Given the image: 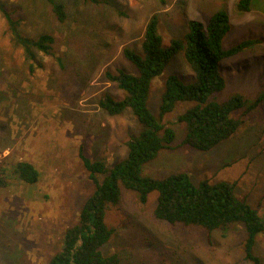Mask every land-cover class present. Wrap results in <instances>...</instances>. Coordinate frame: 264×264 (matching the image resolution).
I'll return each instance as SVG.
<instances>
[{
    "label": "rangeland",
    "instance_id": "obj_1",
    "mask_svg": "<svg viewBox=\"0 0 264 264\" xmlns=\"http://www.w3.org/2000/svg\"><path fill=\"white\" fill-rule=\"evenodd\" d=\"M60 1L68 14L64 24L54 18L46 0H0L19 19L22 34L52 33L53 51L61 58L37 52L43 68L30 75L24 51L11 39L0 13V170L5 180L0 186V264H45L59 249L64 230L76 222L93 190L78 155L80 147L110 167L126 156L125 140L139 126L130 109L110 115L100 106L105 93L117 99L125 94L104 72H134L122 50L140 48L151 15H158L159 32L168 43L186 20L205 23L214 11L225 10L230 27L224 47L246 38L261 42L224 61L226 87L216 98L234 93L254 98L264 89V0H253L248 10L238 9V0H167L164 5L158 0ZM170 73L184 80L191 76L176 56L153 80L147 104L157 117ZM190 105L178 102L163 116L175 131L172 148L147 162L143 173L164 177L186 172L194 182H234L236 195L264 216V101L249 112L236 111L242 120L238 130L210 150L182 144L185 127L177 118ZM17 161H29L38 169L36 183L16 177L12 166ZM155 202V192L142 204L124 191L121 201L107 211L106 222L114 233L101 251L118 253L121 264H253L243 255L242 225L209 237L202 228L156 219ZM255 253L264 264L262 237Z\"/></svg>",
    "mask_w": 264,
    "mask_h": 264
},
{
    "label": "trees",
    "instance_id": "obj_2",
    "mask_svg": "<svg viewBox=\"0 0 264 264\" xmlns=\"http://www.w3.org/2000/svg\"><path fill=\"white\" fill-rule=\"evenodd\" d=\"M100 4L104 0H87ZM164 5L167 0H158ZM54 18L64 24L68 18L66 3L46 0ZM253 0H238L240 10H248ZM0 13L5 20L11 39L24 51L28 61L27 72L34 75L43 68L37 52L60 56L54 50L55 37L42 32L29 37L18 30L19 19L0 2ZM159 17L150 16L144 27L140 48L125 47L123 56L132 64L134 72L124 69L105 70L104 77L125 92L121 99L105 93L100 106L110 115H118L130 109L139 130L125 140L126 156L113 166L104 159H91L81 147L79 158L93 190L83 201L75 223L63 233L61 245L45 264H121L118 253L104 254L101 247L107 243L114 229L108 226L106 214L117 205L123 192H131L137 201L146 203L151 192L156 193L153 216L170 224H182L204 229L208 236L231 225L244 228L242 243L244 258L253 264H261L255 253L258 237L264 239V216L245 199L235 193V183L225 180L211 182L202 179L194 182L186 172L154 177L143 173V166L154 159L161 150L172 148L174 129L163 116L171 112L178 102L191 105L178 115L185 127L182 144L198 150H210L232 136L242 120L234 113L249 112L264 101V89L254 98L234 93L225 99L217 95L226 87L223 63L228 58L260 43V38H246L229 47L223 39L230 24L225 10L214 11L205 23L188 19L179 34L166 43L159 32ZM180 56L188 66L189 80L170 73L164 80L160 96L159 116L152 114L148 98L153 80L164 73L167 64ZM16 177L29 184L39 179L38 169L29 161H17L12 166ZM0 186L5 184L4 170H0Z\"/></svg>",
    "mask_w": 264,
    "mask_h": 264
}]
</instances>
